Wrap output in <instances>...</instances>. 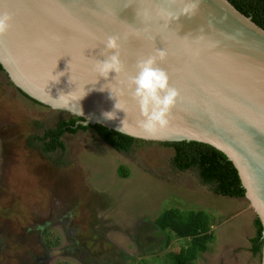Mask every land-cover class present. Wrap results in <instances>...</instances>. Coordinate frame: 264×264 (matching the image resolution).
Wrapping results in <instances>:
<instances>
[{"label":"water","instance_id":"obj_1","mask_svg":"<svg viewBox=\"0 0 264 264\" xmlns=\"http://www.w3.org/2000/svg\"><path fill=\"white\" fill-rule=\"evenodd\" d=\"M188 7L187 0H5L14 28L0 37V65L21 93L82 119V126L149 143L197 142L224 153L264 239V29L229 0H198L196 11L185 14ZM110 36L119 38L126 72L98 82L94 63L104 59L99 52ZM156 49L166 51L158 67L180 96L168 127L148 138L126 90L119 96L125 113L113 99L137 62ZM102 87L112 89L113 99ZM106 112L117 119H106Z\"/></svg>","mask_w":264,"mask_h":264},{"label":"rangeland","instance_id":"obj_2","mask_svg":"<svg viewBox=\"0 0 264 264\" xmlns=\"http://www.w3.org/2000/svg\"><path fill=\"white\" fill-rule=\"evenodd\" d=\"M10 82L0 73V264H172L188 244L156 226L172 208L211 218L215 242L193 264H261L250 252L257 215L247 198L217 196L197 173L175 170L170 146L125 156L93 130L66 134L59 164V154L27 145L34 122L53 125L57 114Z\"/></svg>","mask_w":264,"mask_h":264},{"label":"trees","instance_id":"obj_3","mask_svg":"<svg viewBox=\"0 0 264 264\" xmlns=\"http://www.w3.org/2000/svg\"><path fill=\"white\" fill-rule=\"evenodd\" d=\"M241 13L251 17L257 25L264 29V0H229ZM0 73L7 77V73L0 65ZM10 85L15 86L10 82ZM18 90V89H17ZM19 91V90H18ZM20 92V91H19ZM21 93V92H20ZM28 100L45 108L48 107L30 99L21 93ZM57 114V121L48 123L37 120L34 122L35 130L28 138V148L38 151L45 157L51 158L53 154H59L57 161L67 151L63 138L66 134L76 135L78 132L93 130L98 138L107 146L119 154L129 156L136 152L144 142L127 135L109 130L101 125L85 127L80 124L83 120L71 115L54 111ZM152 142H150L151 144ZM174 149L175 155L172 159V167L177 171H192L198 174L204 184L213 187L217 196L242 199L246 190L242 186L239 173L234 164L227 156L219 150L197 142L161 143ZM129 172L120 168L119 175L127 178ZM156 226L162 234L173 235L180 240H187L188 244L178 252L171 253L172 264H193L199 257L208 252L210 245L215 242V234L212 231L211 218L205 211H182L177 208L168 209L156 219ZM254 226L255 237L250 240L251 254L262 260L264 245L263 225L257 217Z\"/></svg>","mask_w":264,"mask_h":264},{"label":"clouds","instance_id":"obj_4","mask_svg":"<svg viewBox=\"0 0 264 264\" xmlns=\"http://www.w3.org/2000/svg\"><path fill=\"white\" fill-rule=\"evenodd\" d=\"M4 2L5 0H0V37L9 35L14 28V17L9 11L3 10ZM197 2L198 0H187L190 7L185 8V14L188 12L194 13L197 8ZM102 45L103 49L99 52V55L104 57V59H96L94 63L98 82L101 78L109 81L111 74H115V80L126 72L120 56L119 38L110 36L103 41ZM166 60V51L158 49L155 50L153 55L139 60L135 66V74L127 76L121 82L123 89L116 99H113L112 89H104L103 87L99 89L101 92L109 90L111 93L110 98L117 101L115 109L122 112H124V109L120 107L119 96L125 95L126 90L128 98L139 105L143 117L139 123V128L147 134L148 138H154L158 131L168 127V118L180 96L177 89L171 86L168 73L158 67L159 64L165 63ZM103 115L108 120L117 119L115 112H106Z\"/></svg>","mask_w":264,"mask_h":264},{"label":"flooded vegetation","instance_id":"obj_5","mask_svg":"<svg viewBox=\"0 0 264 264\" xmlns=\"http://www.w3.org/2000/svg\"><path fill=\"white\" fill-rule=\"evenodd\" d=\"M4 246H0V250H4ZM4 253L3 251L0 252V254ZM8 263V262H7ZM4 264V263H3Z\"/></svg>","mask_w":264,"mask_h":264},{"label":"bare ground","instance_id":"obj_6","mask_svg":"<svg viewBox=\"0 0 264 264\" xmlns=\"http://www.w3.org/2000/svg\"><path fill=\"white\" fill-rule=\"evenodd\" d=\"M252 209H253V207H252ZM254 210V209H253Z\"/></svg>","mask_w":264,"mask_h":264}]
</instances>
